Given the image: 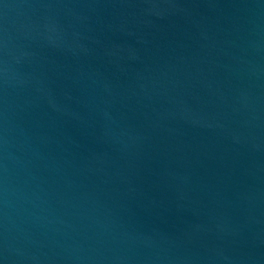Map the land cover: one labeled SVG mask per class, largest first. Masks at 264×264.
I'll return each instance as SVG.
<instances>
[{
  "label": "water",
  "instance_id": "95a60500",
  "mask_svg": "<svg viewBox=\"0 0 264 264\" xmlns=\"http://www.w3.org/2000/svg\"><path fill=\"white\" fill-rule=\"evenodd\" d=\"M0 264H264V0H0Z\"/></svg>",
  "mask_w": 264,
  "mask_h": 264
}]
</instances>
